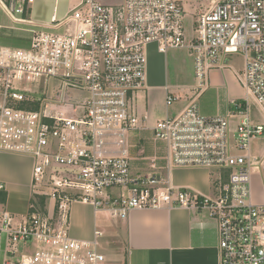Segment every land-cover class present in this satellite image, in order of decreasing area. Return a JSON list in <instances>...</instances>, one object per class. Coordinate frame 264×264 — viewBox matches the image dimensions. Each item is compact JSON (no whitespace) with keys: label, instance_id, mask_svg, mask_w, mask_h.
Wrapping results in <instances>:
<instances>
[{"label":"built area","instance_id":"2783aa9c","mask_svg":"<svg viewBox=\"0 0 264 264\" xmlns=\"http://www.w3.org/2000/svg\"><path fill=\"white\" fill-rule=\"evenodd\" d=\"M33 1L0 0V10L29 23L22 15ZM194 23L189 37L180 0H123L118 6L77 0L65 18L52 17V27L63 31L33 26L26 29L29 47L0 46V152L34 160V197L25 219L0 203L1 264H104L102 231L92 241L70 235L76 202L117 219L175 206L204 211L217 223L221 264H264V202L255 203L252 191L253 175H264V156L252 148L264 124L252 121L248 100L264 113V0H217L199 10ZM151 44L162 53L190 51L198 96L209 72L228 66L226 55L242 54L244 67L236 75L246 99L233 100L225 115L206 116L196 97L177 116L157 120L152 139L167 151L144 157L149 171L134 173L129 135L148 120L134 100L147 87ZM51 78L61 83L55 98L29 86ZM72 89L89 96L71 102ZM175 100L167 95L169 105ZM234 114L240 120L231 134ZM174 166L217 170L214 196L160 176ZM5 190L0 181V193Z\"/></svg>","mask_w":264,"mask_h":264},{"label":"crops","instance_id":"0c3cea01","mask_svg":"<svg viewBox=\"0 0 264 264\" xmlns=\"http://www.w3.org/2000/svg\"><path fill=\"white\" fill-rule=\"evenodd\" d=\"M53 1L34 0L25 13L29 23L23 26L8 25L6 19H11L0 10V31L11 30V33L0 32V46L29 47L32 35L26 29L33 26L48 31H63L64 27H52V17L57 12L59 18H65L77 0H69V9L64 13H59L58 0H55V5ZM66 27V32L72 31L73 23L68 22ZM187 53L186 49H170L162 53L156 44L148 46L147 87L139 91L134 100L138 114L141 118L148 116V120L141 123L142 130L129 135L130 144L134 145L130 148L134 173L149 171L144 157L155 154L163 156L167 151L164 143H155L152 139L151 128L157 120L177 116L196 97L201 113L206 116L225 115L230 109L229 103L235 99H246L245 89L236 75L240 69L228 63L226 56L223 63L228 66L212 69L208 74V85L198 96L192 55L188 65L180 61ZM168 94L176 97L170 105L167 103ZM248 100L252 121L257 125L264 124L257 104L252 98ZM239 120L238 114L230 118L231 134ZM164 162L160 160V165ZM33 166L34 160L28 155L0 152V181L6 185V190L0 193V203L19 220L27 216L34 197ZM159 174L176 187L203 195L215 194L216 174L212 169L174 166L170 170H160ZM36 199L39 200V197ZM254 202L263 203L257 199ZM96 230L102 231V237H106L101 245L110 264H221L217 223L204 211L175 206L172 209L133 210L127 219H117L96 211L90 204L74 203L69 229L71 237L92 241L96 237ZM2 247L0 243V264L3 259Z\"/></svg>","mask_w":264,"mask_h":264},{"label":"rangeland","instance_id":"374dc122","mask_svg":"<svg viewBox=\"0 0 264 264\" xmlns=\"http://www.w3.org/2000/svg\"><path fill=\"white\" fill-rule=\"evenodd\" d=\"M101 3H105L109 6L112 5H118L121 4L122 0H99ZM217 0H180V3L183 5L185 8V13H186V26H187V34L191 33V29L193 25L195 24V19L198 15L199 10H206L210 5L214 4ZM53 4L55 5V0L53 1ZM58 5H59V13L61 12H66L69 9V0H58ZM30 12V9H29ZM25 16V15H22ZM28 17H30L28 15ZM28 20V19H27ZM6 23L8 25L14 24L18 26H23L24 24L27 23H20L17 21L12 20H7ZM189 26V30H188ZM191 27V29H190ZM8 32L11 30H2L0 31L1 33L3 32ZM6 32V33H7ZM188 53L187 55H183L180 59L181 62H183L185 65L189 64V59H190V51L186 50ZM189 55V56H188ZM226 60L228 63L232 64L234 67L240 69V71L243 70L244 67V57L240 53H235V54H228L226 55ZM195 83L197 85V79L195 77ZM60 81H58L56 78H51L49 80H40L37 83L29 84L30 87H34L41 96H45L46 98H55L57 91L59 90L60 87ZM69 93L71 94V102H78L81 99L88 98L89 93L88 90L85 89H72L68 90ZM232 100V99H231ZM237 100V99H235ZM175 102V101H174ZM173 102V103H174ZM224 104L226 105V102L224 101ZM229 107L232 108L233 105L229 103ZM263 115L260 116L264 123V113ZM252 148L254 151H259L261 155L264 156V135L260 136L258 139L254 140L252 142ZM260 149V150H259ZM215 171V174H217V171L215 169H212ZM252 191H253V200L257 199L259 201L264 202V175L263 174H255L253 175V183H252ZM104 217V216H102ZM104 219V218H103ZM102 226H99V229H101ZM106 237H101L99 238V250L102 251L103 253H106V250L102 248L101 242H105ZM104 246V243H103ZM104 264H110L107 259Z\"/></svg>","mask_w":264,"mask_h":264},{"label":"trees","instance_id":"16d2710c","mask_svg":"<svg viewBox=\"0 0 264 264\" xmlns=\"http://www.w3.org/2000/svg\"><path fill=\"white\" fill-rule=\"evenodd\" d=\"M39 203H40L42 206H44L45 203H46L45 198H44V197L39 198Z\"/></svg>","mask_w":264,"mask_h":264}]
</instances>
